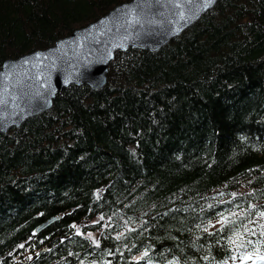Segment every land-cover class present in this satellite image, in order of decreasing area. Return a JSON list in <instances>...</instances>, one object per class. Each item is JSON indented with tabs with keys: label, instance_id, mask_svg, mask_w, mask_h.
I'll return each mask as SVG.
<instances>
[{
	"label": "trees",
	"instance_id": "1",
	"mask_svg": "<svg viewBox=\"0 0 264 264\" xmlns=\"http://www.w3.org/2000/svg\"><path fill=\"white\" fill-rule=\"evenodd\" d=\"M121 1L0 0V64ZM107 67L0 133V264L262 259L264 0H218Z\"/></svg>",
	"mask_w": 264,
	"mask_h": 264
},
{
	"label": "water",
	"instance_id": "2",
	"mask_svg": "<svg viewBox=\"0 0 264 264\" xmlns=\"http://www.w3.org/2000/svg\"><path fill=\"white\" fill-rule=\"evenodd\" d=\"M217 1L205 7L207 0H179L180 8L174 6L177 0L121 1L49 46L6 57L0 64V133L49 109L64 86L101 88L106 82L107 64L117 50L157 51ZM57 217L46 218L36 225L35 232Z\"/></svg>",
	"mask_w": 264,
	"mask_h": 264
},
{
	"label": "rangeland",
	"instance_id": "3",
	"mask_svg": "<svg viewBox=\"0 0 264 264\" xmlns=\"http://www.w3.org/2000/svg\"><path fill=\"white\" fill-rule=\"evenodd\" d=\"M92 233H94V232H92ZM28 257H30V254L26 253V254L23 255V259L22 258H17L16 260H24V259L26 260ZM241 264H264V260H262L261 258L258 259V260L249 259L248 262H242Z\"/></svg>",
	"mask_w": 264,
	"mask_h": 264
},
{
	"label": "snow or ice",
	"instance_id": "4",
	"mask_svg": "<svg viewBox=\"0 0 264 264\" xmlns=\"http://www.w3.org/2000/svg\"><path fill=\"white\" fill-rule=\"evenodd\" d=\"M187 2H191V0H187ZM212 2V0H207L206 4H205V7L207 6V4H210ZM174 6L176 8H180V3H179V0H177V2L174 4ZM178 15L181 16V18H183V13L182 12H179ZM261 215H264V213H261ZM247 258V257H246ZM262 259H264V257H262Z\"/></svg>",
	"mask_w": 264,
	"mask_h": 264
}]
</instances>
